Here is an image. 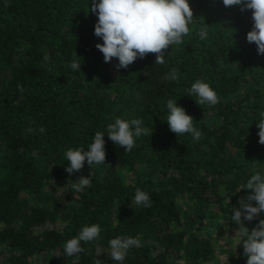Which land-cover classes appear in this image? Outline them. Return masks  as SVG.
Returning <instances> with one entry per match:
<instances>
[{"label":"trees","instance_id":"trees-1","mask_svg":"<svg viewBox=\"0 0 264 264\" xmlns=\"http://www.w3.org/2000/svg\"><path fill=\"white\" fill-rule=\"evenodd\" d=\"M189 3L191 31L169 47L164 64L149 54L116 70L118 60L105 63L96 48L103 40L94 35L91 0H0V264H115L109 241L118 236L141 239L123 264H210L206 226L231 219L250 191L241 187L264 171L257 135L264 55L246 39L250 11L223 0ZM74 52L81 70L68 67ZM172 68L177 81L164 79ZM196 80L217 92L215 106L187 94ZM169 99L193 116L199 141L169 130ZM116 117L139 118L153 133L125 152L106 133ZM97 131L105 133L106 163L90 169L85 161L70 176L66 151L87 150ZM90 173L91 186L72 192L73 181ZM136 189L150 195V207L133 204ZM92 224L100 238L63 255L64 243ZM223 263L247 264V257L232 253Z\"/></svg>","mask_w":264,"mask_h":264},{"label":"clouds","instance_id":"clouds-1","mask_svg":"<svg viewBox=\"0 0 264 264\" xmlns=\"http://www.w3.org/2000/svg\"><path fill=\"white\" fill-rule=\"evenodd\" d=\"M223 5L226 8L239 6L242 13L251 12L253 23L246 39L248 43L257 46L258 55H264V0H223ZM89 12L97 16L94 35L103 40V43L96 44V48L103 54L105 63L111 62L113 58L118 60L116 70L126 69L138 58L144 59L149 54L155 55L154 64H164L169 47L184 43L183 38L190 33V25H193L195 17L189 0H91ZM197 35L201 40L206 39L209 35L207 26L200 27ZM77 56V52H74L68 65L73 71L81 70ZM43 59L47 61L50 57L44 55ZM164 79L177 81L178 70L172 68ZM17 88L21 93L25 91L22 84H18ZM187 94L194 97L200 106H215L219 102L217 92L203 80H196ZM166 107L168 114L165 120L171 132L178 137L191 134L193 140L201 139L202 132L195 127L193 116L183 106H179L177 100L169 99ZM257 122L259 143L264 145V111L259 113ZM33 131L35 129H28L29 133ZM39 131L44 132L46 129L41 127ZM106 133L112 142L123 147L125 152H130L136 146V138L152 135L153 131L144 127L139 118L129 121L116 117L114 122L108 124ZM104 135V132L97 131L87 150L69 148L66 151L65 159L68 163L65 171L70 176L80 172L85 161L90 169L93 165L106 163ZM90 176L91 173L82 175L73 181L72 192L80 193L90 187ZM241 188L250 191L247 196L239 199L240 206L233 209L231 221L240 225L234 237L243 243V255L247 257V264H264V219H260L251 231L244 223L264 213V171L251 175ZM133 204L150 207V195L136 189ZM100 232L98 224L85 225L76 236L64 243L63 255L72 257L85 252L81 242L86 244L98 240ZM140 246L139 237L118 236L109 241L108 255L115 264H123L130 248ZM96 264H102V261L96 259Z\"/></svg>","mask_w":264,"mask_h":264},{"label":"rangeland","instance_id":"rangeland-1","mask_svg":"<svg viewBox=\"0 0 264 264\" xmlns=\"http://www.w3.org/2000/svg\"><path fill=\"white\" fill-rule=\"evenodd\" d=\"M124 174L126 176L129 175L126 172H124ZM179 202H181L182 205L185 203L184 199H181ZM217 219L218 222L216 224L211 223L206 226V231L210 233V239L213 243L215 251V256L211 260L210 264H224V259L232 257V253L234 257L243 255V243H240L239 238L234 237L240 225H238L235 221H231V219H224L222 217H218ZM260 219H264V213H261L252 221H245V226L249 228L256 222H259ZM213 220L216 221L214 218Z\"/></svg>","mask_w":264,"mask_h":264}]
</instances>
